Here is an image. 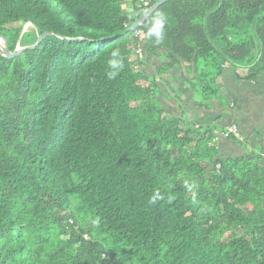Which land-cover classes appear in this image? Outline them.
I'll use <instances>...</instances> for the list:
<instances>
[{"label": "trees", "instance_id": "obj_1", "mask_svg": "<svg viewBox=\"0 0 264 264\" xmlns=\"http://www.w3.org/2000/svg\"><path fill=\"white\" fill-rule=\"evenodd\" d=\"M158 1L130 17L122 0H0L10 52L52 34L12 60L0 48V264H264V166L220 157L157 98L181 64L206 101L226 64L258 80L264 0H171L163 43L145 37L155 12L127 32ZM141 43L164 51L154 75Z\"/></svg>", "mask_w": 264, "mask_h": 264}, {"label": "crops", "instance_id": "obj_2", "mask_svg": "<svg viewBox=\"0 0 264 264\" xmlns=\"http://www.w3.org/2000/svg\"><path fill=\"white\" fill-rule=\"evenodd\" d=\"M159 53L151 55V59L160 62L158 67L154 62H144L143 69L148 75H154L165 63L158 58L163 56L161 51ZM248 72L246 67L224 65L222 74L216 79L217 94L206 101L195 94L189 83V78L196 76L195 69L189 70L181 64L158 78L162 92L158 101L168 114L184 117L196 127L204 128V131L211 129L214 137L236 126L241 140L237 137L214 139L218 155L224 159L251 157L264 166V74L258 80H248ZM179 78L187 91L185 94L176 88L180 87Z\"/></svg>", "mask_w": 264, "mask_h": 264}, {"label": "clouds", "instance_id": "obj_3", "mask_svg": "<svg viewBox=\"0 0 264 264\" xmlns=\"http://www.w3.org/2000/svg\"><path fill=\"white\" fill-rule=\"evenodd\" d=\"M128 15L130 17L135 16L136 12L129 10ZM167 24H168V16H167L166 12H164V11L155 12L150 17L147 24L145 25V37L149 40L155 41L156 43H163L165 40V37H166V25ZM107 64H108V69H109L107 75L109 78H114L119 73V71L122 70V68L124 66L123 65V57H122L121 51L118 48L113 49L111 51L110 56H109L108 61H107ZM231 127H236V126H231ZM231 127H229V128H231ZM226 132H223V133H226ZM238 133H239V130H238ZM234 135L235 134H231L230 137H228V138L234 137ZM239 135H240V133H239ZM236 137L237 136L235 135V138ZM215 138H217V137L215 136L214 139ZM237 138H239L241 140V135ZM214 139H213V143H214ZM149 202L155 203L156 198L151 199Z\"/></svg>", "mask_w": 264, "mask_h": 264}, {"label": "water", "instance_id": "obj_4", "mask_svg": "<svg viewBox=\"0 0 264 264\" xmlns=\"http://www.w3.org/2000/svg\"><path fill=\"white\" fill-rule=\"evenodd\" d=\"M171 0H160L158 1L153 7H151L145 14L141 15L136 21L135 23L128 29L127 32H131V31H135L138 30V28H140L142 26L143 23L146 22V20L157 10L159 9L161 6H163L164 4L170 2ZM31 24H28L27 26H29ZM32 26V25H31ZM26 28V27H25ZM25 32V31H24ZM23 32V33H24ZM52 34H45L43 36H40L38 39V42L34 45V46H30V47H21L19 44V48L16 49L15 52H10L9 49V44H8V40L0 35V48L2 51V55L4 57H7L9 60L15 59L16 57H18L19 55H21L24 51L28 50V49H35L36 47H38L41 42L43 40H45L46 38H48L49 36H51ZM23 36V35H22ZM22 39V37H21Z\"/></svg>", "mask_w": 264, "mask_h": 264}, {"label": "rangeland", "instance_id": "obj_5", "mask_svg": "<svg viewBox=\"0 0 264 264\" xmlns=\"http://www.w3.org/2000/svg\"><path fill=\"white\" fill-rule=\"evenodd\" d=\"M142 1H145L144 3L146 4V5H148V0H142ZM132 2V0H122V2H121V4H122V6H123V8H124V11H127L126 13L128 14V11H129V6H130V3ZM150 9V8H149ZM148 9V10H149ZM29 27H31V25H29V26H26V28L24 29V31H27L28 29H29ZM139 38L140 39H142V32L140 31L139 33ZM141 45H142V43H141ZM140 46V45H139ZM139 46H138V50H137V54H138V51H139ZM19 48V47H18ZM162 53H161V55H163L162 57H160V56H158V58H160L161 59V61H165L166 62V57H165V55H164V51L163 50H160ZM153 53H149V54H147L146 52H145V50H143L142 51V53L141 54H138V57L139 58H142V59H144V62L146 61L147 63H152V62H154V65H155V67H158L159 65H160V62L159 61H155V60H153V59H151L152 58V55ZM166 59V60H165ZM144 66H145V64L144 65H142V69L144 68ZM200 82V78H199V80H198V83ZM179 83H180V87L179 86H177L176 88L178 89V91L179 92H184V94H185V92H187L186 91V89L183 87L184 85L182 84V79L181 78H179ZM197 87H200L199 85H197ZM166 88V87H165ZM213 88V87H212ZM169 89H174V88H169ZM188 96H189V92H188V94H187ZM199 96V95H198ZM202 96V95H201ZM200 96V97H201ZM160 97H162L161 95H158V99L160 100ZM202 98H203V96H202ZM226 103H227V101H226ZM228 104V103H227ZM218 138L219 139H230V138H228V137H226V136H223V135H220L219 137H217L216 138V140H218ZM234 139H235V135H234Z\"/></svg>", "mask_w": 264, "mask_h": 264}, {"label": "built area", "instance_id": "obj_6", "mask_svg": "<svg viewBox=\"0 0 264 264\" xmlns=\"http://www.w3.org/2000/svg\"><path fill=\"white\" fill-rule=\"evenodd\" d=\"M142 2H145V1H142ZM148 5H149V2H148ZM148 5H146V4L144 3V6H145V7H148ZM138 33H139V32H138ZM137 35L139 36V34H137ZM142 45H143V43H142ZM142 45L140 44V46H139L138 54H141L142 51L144 50V48H143ZM231 134H235L237 137L240 136L239 133H238V129H237V127H231V128H229V129L227 130V132H226V133H223L222 135H223V136H226V137H230Z\"/></svg>", "mask_w": 264, "mask_h": 264}]
</instances>
